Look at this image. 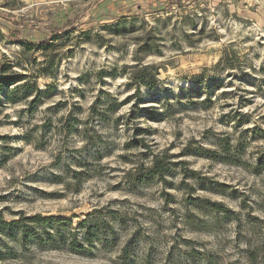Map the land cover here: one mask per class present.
<instances>
[{"label":"rangeland","instance_id":"374dc122","mask_svg":"<svg viewBox=\"0 0 264 264\" xmlns=\"http://www.w3.org/2000/svg\"><path fill=\"white\" fill-rule=\"evenodd\" d=\"M1 65L0 264L259 263L264 0H0Z\"/></svg>","mask_w":264,"mask_h":264},{"label":"trees","instance_id":"16d2710c","mask_svg":"<svg viewBox=\"0 0 264 264\" xmlns=\"http://www.w3.org/2000/svg\"><path fill=\"white\" fill-rule=\"evenodd\" d=\"M58 39V38H57ZM35 45V46H34ZM24 46L26 48H36L38 50H47L48 49V46L46 45H43L42 43H38V44H33L31 45L30 43L28 42H24ZM53 64V61L51 62ZM4 67L5 65H1L0 66V90H2L3 88H5L6 86L8 85H11L12 83H14V81H12L11 78H9V76H7L5 74H3V70H4ZM48 74V73H47ZM137 76L139 78V81L142 85L148 87V88H151L154 86L155 84V80H154V77L153 76H150L148 75L147 73V70H141V71H138L137 72ZM16 87H20L22 86V91L25 92V93H28V89L29 87L28 86H25V85H18L16 84L15 85ZM167 171V169L163 166V163L160 162V161H154L152 167H151V171H150V175H154V174H158V175H162L164 174L165 172ZM31 221H37V224L39 225H50V226H53L54 224H56V222H60V223H63L65 225H68L70 224L71 220L70 219H62V218H58L56 216H49V217H41L40 215L38 216H35V217H31L30 219ZM13 222L15 221H9L8 223L2 221V219H0V226H4V227H9L10 224H12ZM84 221L80 222L79 224L82 225ZM0 227V228H2ZM24 233V232H23ZM89 231H86L84 233V242L85 243H88V244H91L92 242V239H90L89 237ZM72 240L68 242V245L67 247L69 248V250L71 252H74V253H81V249H83V247L81 245H79V242H78V238H75L74 236L71 237ZM42 238L39 236L37 238V242H41ZM131 242L132 240H127V242L121 247V251H122V258L124 259V264L126 263V260H127V257L129 256L130 254V250H131ZM79 245V246H78ZM259 247H260V256H259V263L258 264H264V239L261 240L260 244H259Z\"/></svg>","mask_w":264,"mask_h":264}]
</instances>
